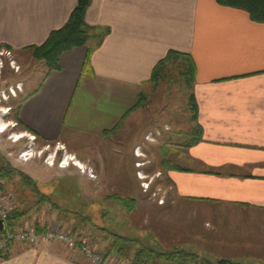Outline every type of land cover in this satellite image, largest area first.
<instances>
[{"label": "crops", "instance_id": "crops-1", "mask_svg": "<svg viewBox=\"0 0 264 264\" xmlns=\"http://www.w3.org/2000/svg\"><path fill=\"white\" fill-rule=\"evenodd\" d=\"M76 3L0 0L1 49L21 53L42 44ZM85 21L106 33L61 55L60 69L21 104L19 122L44 143L91 147L109 141L127 115L136 118L157 62L169 50L188 54L201 132L179 144L177 166L165 172L173 194L164 214L176 222L192 219L196 230L192 235L190 225L192 236L172 246L211 261L254 256L248 254L253 247L217 235L220 228L232 231L237 218L264 231V23L216 0H91ZM117 153L107 149L88 159L105 171ZM107 256L106 264H114L115 255ZM0 264L88 263L78 251L39 241L13 244Z\"/></svg>", "mask_w": 264, "mask_h": 264}, {"label": "rangeland", "instance_id": "rangeland-1", "mask_svg": "<svg viewBox=\"0 0 264 264\" xmlns=\"http://www.w3.org/2000/svg\"><path fill=\"white\" fill-rule=\"evenodd\" d=\"M185 63H167L161 79L141 94L136 118L127 115L108 133L114 135L112 139L109 135V141L91 147L66 146L44 143L15 121L20 100L41 84L45 63L31 50L0 54V167L6 166L8 173L0 181V194L8 202L9 215L16 210L22 213L14 224L16 230L69 232L115 255L114 264H133L139 244L165 251L173 248V241L185 242L194 235V220L176 222L164 214L173 194L165 172L177 166L174 156L179 144H189L197 136L190 107L192 84L181 71ZM87 149L96 155L100 151L104 155L107 149H120V153L113 154L104 171L88 159L92 153ZM156 189L161 191L152 196ZM119 198L126 199V205ZM236 220L232 231L220 228L217 237L254 248L248 252L254 256L235 262L264 264V231L243 218ZM188 228L192 235H187Z\"/></svg>", "mask_w": 264, "mask_h": 264}, {"label": "trees", "instance_id": "trees-1", "mask_svg": "<svg viewBox=\"0 0 264 264\" xmlns=\"http://www.w3.org/2000/svg\"><path fill=\"white\" fill-rule=\"evenodd\" d=\"M216 1L217 3L224 6L241 9L245 11L253 21L264 23V0ZM90 3L91 0H77V3L73 10L70 12L66 22L60 28L52 30L42 44L27 47V49L31 50L32 55L36 59H39L45 63L46 71L42 80H44L50 72L60 69L59 60L64 52L73 48L87 45L89 40L93 37H96L99 40V38H101L106 33V30L96 33L95 27L89 25L85 21V13ZM88 52H90V49L88 50ZM177 60H184L186 62L185 65L182 66L181 71L187 78V82L189 84H192L194 78V64L192 62V59L188 54L175 50H169L166 56L157 62L152 70L150 82H158L163 76L164 68L166 67L167 63H173ZM39 87L40 85L38 86V88ZM38 88L36 90H38ZM30 95L31 94H27L20 100L15 112V121H17V124H20L24 130L30 129L19 122L18 110L21 104ZM140 97L141 95L139 96L137 105L135 107L138 106ZM190 98V107L193 110L192 119L197 125V130L201 132L199 124L197 123L198 108L194 95L191 94ZM199 136L196 137L195 140H197ZM5 168L6 166L0 167V181L2 179H6V177L8 176ZM119 199L121 200V202H123L124 205H126L124 202L126 199ZM127 206H129V204ZM20 215H22V213L16 210L7 217V229L9 231L16 230L17 227L14 224L17 221V217ZM37 229L39 228L37 227ZM107 255L108 253H106V256ZM159 260H162L167 264H241L229 259H218L216 261H211L205 257L200 256L198 253L186 250L181 247H173L165 251H160L143 244H139L136 254L134 255L133 264H156V261Z\"/></svg>", "mask_w": 264, "mask_h": 264}, {"label": "built area", "instance_id": "built-area-1", "mask_svg": "<svg viewBox=\"0 0 264 264\" xmlns=\"http://www.w3.org/2000/svg\"><path fill=\"white\" fill-rule=\"evenodd\" d=\"M0 54L10 56L11 50H2ZM144 184L147 185L145 182ZM143 189L146 191L148 188L144 187ZM159 191H161V189H156L151 192V195L155 196ZM159 202L162 204L163 200H160ZM8 216V202L4 201L0 194V219H2L6 225L5 231H3L0 238V255L7 254L9 249L15 243L35 245L39 241H47L60 243L63 247L70 251H78L82 254L88 264H106V254L103 251L92 247V245L83 238L79 239L76 235L69 232L52 229H46L42 232L34 229L9 231L7 229L6 221Z\"/></svg>", "mask_w": 264, "mask_h": 264}, {"label": "water", "instance_id": "water-1", "mask_svg": "<svg viewBox=\"0 0 264 264\" xmlns=\"http://www.w3.org/2000/svg\"><path fill=\"white\" fill-rule=\"evenodd\" d=\"M5 228H6L5 222L2 219H0V233L5 231Z\"/></svg>", "mask_w": 264, "mask_h": 264}, {"label": "bare ground", "instance_id": "bare-ground-1", "mask_svg": "<svg viewBox=\"0 0 264 264\" xmlns=\"http://www.w3.org/2000/svg\"><path fill=\"white\" fill-rule=\"evenodd\" d=\"M66 164V163H65ZM76 164H79V163H76Z\"/></svg>", "mask_w": 264, "mask_h": 264}]
</instances>
